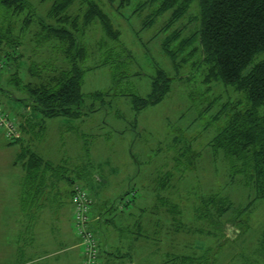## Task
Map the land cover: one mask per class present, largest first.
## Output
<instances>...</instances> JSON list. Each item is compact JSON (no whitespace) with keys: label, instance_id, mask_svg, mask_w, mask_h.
Listing matches in <instances>:
<instances>
[{"label":"rangeland","instance_id":"374dc122","mask_svg":"<svg viewBox=\"0 0 264 264\" xmlns=\"http://www.w3.org/2000/svg\"><path fill=\"white\" fill-rule=\"evenodd\" d=\"M28 1L40 21L46 19L54 2ZM98 2L122 33L121 40L133 52L137 68L143 74L133 79L139 93L148 96L150 78L159 67L174 81L162 103L150 106L138 115L129 98L113 97L105 102L87 101L79 116L46 119L43 137L33 143V149L59 165L58 172L66 176L55 185L53 195H68L63 191L69 183L68 177L76 176L75 181L89 189L97 219L100 220L101 213L104 223L111 220L107 225L105 223L111 236L102 225L101 231L97 230L99 237H109L114 246L117 244L122 252L133 256L131 263L125 259L119 261L120 264H181L178 258L183 256L202 259L200 264H264V199L253 201L255 189L247 186L242 176L233 179L223 155L215 153L209 145L223 123L214 121L215 114L223 104H234L240 95L234 88L221 84L213 85L212 92L206 94V86L202 84L204 68L187 65L177 71L173 67L161 48L163 39L169 35L161 29L171 12L158 17L151 27L142 29L143 22L156 9L147 0H131L121 9H117L121 0L116 1L117 7L108 0ZM78 5L79 1L68 14H82L85 7L79 10ZM197 14L195 3L190 14L175 25L174 29L181 31V37H189L197 30L199 25L194 20ZM102 36L99 23L87 30L84 41L91 56L86 66L93 67L99 62L96 44ZM6 68L0 71L3 76L0 106L7 113L24 112L25 103L18 102L8 92L12 89L6 84ZM112 85L111 70L104 66L86 73L83 91L87 94L105 92ZM190 146L198 154L195 168H187L189 165L184 161L178 167L175 158L184 160V150ZM20 151L21 144H9L0 130V264H21L26 245L31 242L26 225L33 216L26 210L27 202L20 201L26 178L23 165L17 163ZM84 165L90 167L92 177L83 179L77 176L78 173L76 175ZM181 175H185L182 180ZM167 178L172 187L162 189L160 181ZM130 193L136 194L132 210L134 222L142 218L143 237L138 242L123 240L129 237L130 230L139 229L137 222L135 226L134 222L124 224V218H129L130 212L125 210L119 214L124 196ZM212 195L229 199L234 214L235 209L242 210L251 202L253 204L243 214L237 211L240 223L233 227L225 225L230 213L212 219L198 216L201 201ZM94 226L95 223V230ZM118 227H129V230L116 233ZM110 252L114 253L115 249Z\"/></svg>","mask_w":264,"mask_h":264},{"label":"trees","instance_id":"16d2710c","mask_svg":"<svg viewBox=\"0 0 264 264\" xmlns=\"http://www.w3.org/2000/svg\"><path fill=\"white\" fill-rule=\"evenodd\" d=\"M45 1L48 0H42ZM53 1L46 19L40 21L36 19L28 0H0V71L7 66L8 72L4 73V77L7 79L6 84L12 89L8 92L18 102L25 103L24 112L9 113L15 118L21 132L20 139L9 141V144H21L17 163H21L26 171L23 201H35L50 178L53 193L54 186L66 177L58 172L59 167L33 149V143L43 137L46 119L79 116L87 101L105 102L107 98L113 97L129 98L133 111L138 115L144 109L162 103L170 93L174 81L165 69L159 67L150 78L151 92L146 97L142 96L133 82L134 78L143 75L137 68L133 52L123 43L122 33L98 0ZM77 1L79 10L85 7L84 12L69 15V9ZM116 1L108 0L112 6L117 4ZM147 1L150 6L155 5L156 9L143 22L142 29L151 27L158 17L171 12L161 29L169 34L163 39L161 48L173 67L177 71L187 65L191 68H204L206 73L202 84L206 86V94L212 92L213 85L221 84L234 88L240 95V99L234 104H223L215 114L214 121L223 123L209 145L215 153L223 155L232 178L242 176L246 185L255 189L253 201L264 199V0ZM130 2L131 0H121L117 9ZM195 3L198 14L194 20L199 26L189 37H181V31L174 27L190 14ZM25 13L27 16L23 17ZM94 23H99L103 36L96 44L97 52L100 53L99 62L91 67L86 66L91 51L84 38ZM137 34L139 36V32ZM144 45L147 47L146 43ZM44 52L49 55L44 56ZM104 66L111 70L112 87L105 92L85 93L83 86L86 73ZM2 78L0 74V81ZM197 155L190 146V149L184 150V160L175 158L176 165L180 167L184 161L189 165L187 168H195ZM76 175L83 179L92 177L87 165L82 166L79 172L76 171ZM75 178H67L72 187L71 202L76 188L87 190L91 198L89 189L78 184ZM183 178L185 175H181L180 180ZM170 185L169 178L160 181L162 189H170ZM130 194L124 196V205L119 214L129 211L136 204V194ZM252 204L251 202L250 206L242 210L235 209L234 214L229 199L212 195L201 201L197 212L199 217L208 219L230 213L225 225L235 227L240 223L237 211L243 214ZM107 212L108 210L104 214ZM141 219L136 221L139 229L130 230L129 237L123 240L138 242L143 237ZM98 220L96 218L91 223V229L96 235L98 228L101 231L102 225L111 221L102 223ZM119 227L115 230L116 233L129 230V227ZM106 230L109 231V228L106 227ZM108 238H100L99 264H102L103 256L108 257V262L105 261L104 264H114L125 259L131 262V253L122 252L116 247L114 253L107 250ZM262 244L264 248V232ZM83 258L82 254V264ZM178 260L181 264H200L202 261L188 256L179 257Z\"/></svg>","mask_w":264,"mask_h":264},{"label":"crops","instance_id":"0c3cea01","mask_svg":"<svg viewBox=\"0 0 264 264\" xmlns=\"http://www.w3.org/2000/svg\"><path fill=\"white\" fill-rule=\"evenodd\" d=\"M47 161L59 167L52 161ZM50 182H52L51 178L48 179L46 186L41 189V193L36 196L35 201L24 200L28 202L26 210L33 214H31L33 218L29 219L26 225L27 236L30 237L29 241L31 240V242L26 245L25 257L21 264H82L81 241L73 229L72 187L70 184H67L66 189L64 187L63 191L68 195L62 193L53 195ZM22 199L23 194L20 201ZM133 208L131 206L128 212L132 213ZM45 213L47 215H44ZM126 215L127 213L124 216ZM128 216L129 218H124L125 225L133 224L136 219L133 214ZM99 218L100 222L104 223V218L102 219L101 215ZM103 228L106 229L105 224H103ZM112 232L115 234L114 231ZM107 234L111 236L110 229ZM116 246L117 244L114 246L109 238L106 244L107 250L115 249ZM101 260V263L104 264L108 257L103 256ZM116 262L120 264L119 260Z\"/></svg>","mask_w":264,"mask_h":264},{"label":"built area","instance_id":"2783aa9c","mask_svg":"<svg viewBox=\"0 0 264 264\" xmlns=\"http://www.w3.org/2000/svg\"><path fill=\"white\" fill-rule=\"evenodd\" d=\"M0 130L8 141L20 139L21 132L15 118L3 111L0 106ZM73 229L81 241L84 264H99L101 255V240L91 229V223L96 217L93 213V201L87 190L76 188L72 198Z\"/></svg>","mask_w":264,"mask_h":264}]
</instances>
